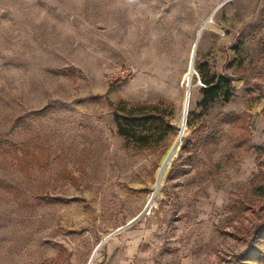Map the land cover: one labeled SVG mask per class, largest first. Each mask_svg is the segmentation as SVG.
<instances>
[{"label":"rangeland","instance_id":"rangeland-1","mask_svg":"<svg viewBox=\"0 0 264 264\" xmlns=\"http://www.w3.org/2000/svg\"><path fill=\"white\" fill-rule=\"evenodd\" d=\"M110 236L93 264H264V0H0V264Z\"/></svg>","mask_w":264,"mask_h":264},{"label":"trees","instance_id":"trees-1","mask_svg":"<svg viewBox=\"0 0 264 264\" xmlns=\"http://www.w3.org/2000/svg\"><path fill=\"white\" fill-rule=\"evenodd\" d=\"M199 73L201 75L203 83L206 85L204 91L216 98L224 97L226 100H230L232 97V84L231 79L229 78H220L216 76L207 75L202 68H199ZM225 85V90L222 91V84ZM145 107H135L131 110H121L120 113L123 115L117 114V119L119 123V130L122 136L135 139L137 142H140L144 137L138 136V129L143 127L148 123V119L145 114ZM123 121V122H122ZM126 122L127 124H124ZM127 125V126H126ZM127 131H131L132 134H128Z\"/></svg>","mask_w":264,"mask_h":264},{"label":"built area","instance_id":"built-area-1","mask_svg":"<svg viewBox=\"0 0 264 264\" xmlns=\"http://www.w3.org/2000/svg\"><path fill=\"white\" fill-rule=\"evenodd\" d=\"M136 74V68L132 66H121L111 72L110 79L112 81H124L133 78Z\"/></svg>","mask_w":264,"mask_h":264},{"label":"water","instance_id":"water-1","mask_svg":"<svg viewBox=\"0 0 264 264\" xmlns=\"http://www.w3.org/2000/svg\"><path fill=\"white\" fill-rule=\"evenodd\" d=\"M221 8H222V7H221ZM221 8H219L218 11H219ZM216 13H217V12H216ZM207 26H208V23L205 24V26L202 28L201 33L203 32V30H204ZM200 37H201V35H199V38H200ZM199 38H198V39H199ZM197 47H198V44L195 45L194 50H193V54H192V58H191V67L194 69V73H193L194 76H199V75H198V72H197V70H196V65H195V59H196V55H197ZM200 84H202L201 81H200ZM156 193H157V191L153 194L150 203H151L152 200L154 199ZM119 232H120V231H119ZM117 233H118V232H117ZM112 236H113V235H112ZM112 236H110V237H108L107 239H105V240H104V241L98 246V248L96 249V251H95V253H94V255H93V257H92V259H91V261H90V264H93V261H94V259L96 258V256H97L99 250H100V249H101V248L107 243V241H108Z\"/></svg>","mask_w":264,"mask_h":264},{"label":"bare ground","instance_id":"bare-ground-1","mask_svg":"<svg viewBox=\"0 0 264 264\" xmlns=\"http://www.w3.org/2000/svg\"><path fill=\"white\" fill-rule=\"evenodd\" d=\"M193 71H194V69L191 67V62H190V72H191V77H192V75H193ZM187 115H188V111H187ZM177 145H178V144H177ZM177 145L172 149V151L170 152V154H169L168 157L166 158V160H165V164H164L163 169H162V174H163L165 168L171 163V161H172V159H173V157H174V155H175V151H176ZM162 174H161V176H162ZM158 190H159V188H157L156 191L159 192ZM160 190H161V189H160ZM152 204H153V203H152ZM152 204H150V207L152 206ZM154 204H155V203H154Z\"/></svg>","mask_w":264,"mask_h":264}]
</instances>
